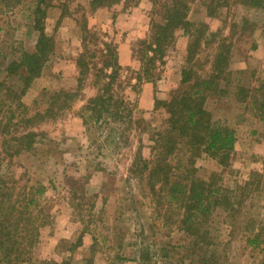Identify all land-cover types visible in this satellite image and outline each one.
<instances>
[{"label":"rangeland","instance_id":"obj_1","mask_svg":"<svg viewBox=\"0 0 264 264\" xmlns=\"http://www.w3.org/2000/svg\"><path fill=\"white\" fill-rule=\"evenodd\" d=\"M85 1L62 2V20L50 13L46 32L52 36L54 51L41 75L31 82L22 98L27 108L26 116L40 113L43 117L37 118L33 125L28 124L32 131L40 134L38 142L30 151L23 150L14 157L13 168L18 172L25 170L29 184L46 188L41 202L51 213L50 223L40 231L34 259L62 261L72 257L74 264H84L90 258L94 259V264H139L138 261L140 264H189V261L198 264L195 252L213 254L216 264H264V249L253 247L248 238L235 232L233 226L224 222L221 211L214 212L208 221L207 241L212 243L209 251L199 249L191 240L187 242L186 234L177 224L165 227L156 217V204L145 181L141 183L129 173L140 140L147 144L149 135L163 128L167 117L163 103L180 86L182 69L191 67L202 77L209 74L216 43H203L193 62L188 64L189 37L183 30L176 32L164 64L156 69L155 80L143 83L139 91L128 88L124 92L135 111L129 135L120 137L119 147L104 144L105 137L97 125L90 123L87 127L82 123V106L96 93L92 75L75 100L65 102L61 97L53 112H46L55 92L77 89V80L73 79L78 76L75 60L81 50L80 24L90 14ZM173 1L132 0L126 7L121 0L110 5L105 18L107 24L91 28L107 31L106 40H114L120 54H132V46L137 40L148 38L152 21L161 22L164 6ZM182 1L188 6V19L194 25L192 30L207 25L206 42L212 39L209 33L217 34L216 41L227 38L226 42H231L229 65L216 91L210 92L206 108L213 114L216 124L235 130L236 149L228 167L203 154L196 159L197 175L234 189L236 185H244L250 173L256 172L262 182L261 202L255 198L252 203L249 200L247 212L255 218L258 213L263 216L264 210L260 207L264 205V119L255 113L254 107L247 105L249 99L240 101L237 89L239 86H263L264 9L248 8L238 3L239 0H228L225 7H217L210 0ZM34 4V0H22L15 8L0 13V80H6L7 85L16 90L22 87V78H5L4 69L10 61L20 58L24 50H33L35 46L38 33L31 25ZM129 9L115 26L110 15L116 16ZM0 10H5L2 4ZM71 14H75L74 19ZM123 67L135 71L140 68V62L136 58ZM63 103L69 107L64 108ZM25 126L21 124L19 128ZM124 126L119 127L118 136L124 133ZM141 126L144 132L138 129ZM122 138L127 142L123 144ZM1 140L0 148L3 149ZM142 153L144 157L150 156L147 148ZM79 240L80 246L73 247Z\"/></svg>","mask_w":264,"mask_h":264},{"label":"trees","instance_id":"obj_2","mask_svg":"<svg viewBox=\"0 0 264 264\" xmlns=\"http://www.w3.org/2000/svg\"><path fill=\"white\" fill-rule=\"evenodd\" d=\"M56 1L58 0H34L33 28L38 32L35 50L23 51L19 59L10 61L4 69L5 78H22V87L16 90L7 85L6 80H0V139L5 147L0 148L1 264H74L72 257L62 261L34 259L33 251L38 243L40 231L51 219L50 211H47L41 202L46 188L29 184L25 170L18 172L17 168H13L14 157L23 150L33 149L40 135L32 131L28 124L33 125L43 114L26 116L27 108L22 98L30 88L31 82L41 75L54 51V42L52 36L45 31L44 19L47 9ZM119 1L121 0H91L90 6L92 11H95L99 6L110 7ZM130 1L132 0H123L126 7L130 6ZM210 1L217 7L228 5V0ZM21 2L22 0H0V4L5 7L0 13L15 8ZM237 2L248 8L264 9V0ZM193 27V23L188 19V6L182 0H174L164 6L162 21H152L148 38L139 39L132 46V57L138 59L140 68L130 71L118 61L117 43L114 40H106L109 37L108 32L89 27L85 20L80 24L81 50L75 60L78 69L77 89L71 92H55L52 105L46 112H53L61 97L65 102L75 100L81 95L88 77L92 75L96 93L82 106V123L87 127L90 123L97 125L105 137L104 144L119 147L120 137L129 135L127 132L132 128L130 124H133L135 111L124 92L128 88L139 91L143 83L155 80L156 69L158 65L164 64L166 51L174 44L176 32L183 30L184 35L189 37L186 57L188 64L193 62L203 43H216L209 74L202 77L193 72L191 67L185 66L182 69L180 86L173 91L171 98L163 103L167 113L163 128L153 131L147 144L140 140L129 173L138 177L139 182L145 181L156 204V217L163 221V225L168 227L177 224L186 234L187 242L191 240L199 249L209 251L212 243L207 241L208 221L214 212L221 211L224 213L225 223H229L235 232L248 238V243L253 247L263 250L264 215L260 216L261 213H258L255 218L247 212L248 203H252L253 198L261 202L262 182L257 177L258 174L250 173L248 181L244 185H236L234 189L217 182H208L197 175L196 159L203 154L218 160L223 167L230 166L237 137L234 129L216 124L213 114L206 108L210 92L217 89L219 79L229 65L231 42L227 43V38L216 41L215 33H209L212 39L206 42L205 31H209L207 25L203 24V28L196 27L192 30ZM124 71H127L126 76ZM237 91L240 101L246 102L249 99L247 105L254 107L255 113L264 119V82L261 88L239 86ZM63 104L65 108L67 104ZM137 123L140 125V121ZM21 124L26 125L24 129L19 128ZM122 125H125V131L118 136L119 127ZM138 129L140 132L145 131L142 126ZM122 139L123 144L127 142V139ZM144 148L149 150L148 158L142 153ZM260 208L264 210V205ZM80 244L81 240L73 247L76 248ZM193 254L197 256L198 264L217 263L213 254ZM118 258L122 259L120 256ZM93 260L90 258L84 264H94ZM138 263L140 264L139 261ZM192 263L189 261V264Z\"/></svg>","mask_w":264,"mask_h":264},{"label":"crops","instance_id":"obj_3","mask_svg":"<svg viewBox=\"0 0 264 264\" xmlns=\"http://www.w3.org/2000/svg\"><path fill=\"white\" fill-rule=\"evenodd\" d=\"M60 2L58 3H55L53 6L49 7L46 11V17L44 19V22H45V31H46V21L47 19L49 20V17H50V13H53V14H57V19L58 20H62L64 17V13L61 9V5L63 6L62 2L65 3V1L67 0H59ZM90 2L91 0H86L84 3L85 5V8L86 9H89L90 11V14L88 13L87 15V20H88V25L89 27H92V26H100L103 25V24H107V20H105L106 18V14L109 13V9H111V7L107 6V5H103V6H99L95 9V11H92V8L90 6ZM130 12V9L129 11L125 12H121V13H117L116 16H113V15H110V18H111V21L113 20V23L114 25L116 26L117 23L120 21V19L126 15L125 13H128ZM75 17V14H71V18L74 19ZM97 24V25H96ZM31 25H32V29L33 31L34 28H33V22H31ZM78 24H77V21H75V27H77ZM38 33V32H37ZM47 33V32H46ZM48 34V33H47ZM77 34V38L78 39V35H79V31H78V28L77 30H75V35ZM49 35V34H48ZM81 35V34H80ZM37 39H38V34H37V37H36V41H35V46H36V43H37ZM35 46L33 48V50H24V51H27V52H33L35 50ZM128 46V45H127ZM127 48H124V50H126ZM128 49L130 50V47L128 46ZM127 49V50H128ZM126 50V51H127ZM131 52V51H130ZM19 59V58H18ZM133 57H132V54L129 52H124L123 54H120L119 52V63L122 65V66H128L130 64H132V61H133ZM13 61V60H12ZM76 66V65H75ZM76 68V67H75ZM76 70V69H75ZM73 80H77L76 78L73 79ZM76 83V82H75ZM147 83H145L146 85Z\"/></svg>","mask_w":264,"mask_h":264}]
</instances>
